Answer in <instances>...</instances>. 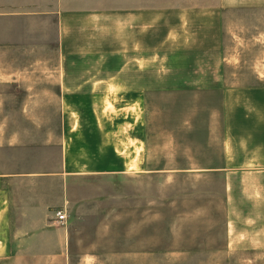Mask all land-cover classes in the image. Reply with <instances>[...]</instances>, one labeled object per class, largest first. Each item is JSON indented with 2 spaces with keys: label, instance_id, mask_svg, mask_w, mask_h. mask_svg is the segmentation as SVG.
Here are the masks:
<instances>
[{
  "label": "rangeland",
  "instance_id": "374dc122",
  "mask_svg": "<svg viewBox=\"0 0 264 264\" xmlns=\"http://www.w3.org/2000/svg\"><path fill=\"white\" fill-rule=\"evenodd\" d=\"M149 1L140 0L146 79L151 55L157 61L167 52L166 35L197 28L200 13L199 0H154L155 11ZM260 9L264 2L223 10L230 85L264 84L256 80L264 74V14L246 15ZM36 26L28 18L0 20V137L56 135V97L44 74L56 71L60 52L54 28L45 25L43 34ZM73 48L110 56L118 45ZM123 61L112 56L104 64L116 69ZM147 103L150 167L221 160L217 94L153 95ZM199 168L78 181L87 198L66 212L69 254L62 261L2 256L0 264H264V173Z\"/></svg>",
  "mask_w": 264,
  "mask_h": 264
},
{
  "label": "crops",
  "instance_id": "0c3cea01",
  "mask_svg": "<svg viewBox=\"0 0 264 264\" xmlns=\"http://www.w3.org/2000/svg\"><path fill=\"white\" fill-rule=\"evenodd\" d=\"M260 2L199 0L198 27L168 33L167 52L157 61L151 55L152 76L146 79L140 0H0V20L28 18L37 24L32 31L43 34L45 25L53 27L60 52L56 71L44 74L56 97L55 137H0V257L62 261L70 232L67 220L60 225L55 214L66 215L87 198L78 181L195 167L264 173V84L230 85L224 70L223 10ZM148 4L156 10L154 0ZM260 14L264 10L246 12ZM109 18L114 21L108 24ZM103 43L118 48L110 56L73 48ZM112 56L124 60L119 68L104 64ZM184 93L218 95L221 160L150 167L149 97Z\"/></svg>",
  "mask_w": 264,
  "mask_h": 264
},
{
  "label": "built area",
  "instance_id": "2783aa9c",
  "mask_svg": "<svg viewBox=\"0 0 264 264\" xmlns=\"http://www.w3.org/2000/svg\"><path fill=\"white\" fill-rule=\"evenodd\" d=\"M55 217H56L57 223L60 225L63 224L67 220V216L62 210L57 211L55 214Z\"/></svg>",
  "mask_w": 264,
  "mask_h": 264
}]
</instances>
